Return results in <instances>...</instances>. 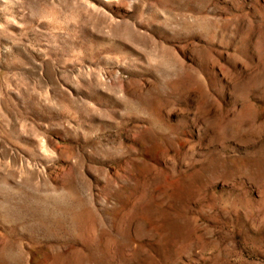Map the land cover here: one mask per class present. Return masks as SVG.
I'll list each match as a JSON object with an SVG mask.
<instances>
[{"label": "rangeland", "instance_id": "1", "mask_svg": "<svg viewBox=\"0 0 264 264\" xmlns=\"http://www.w3.org/2000/svg\"><path fill=\"white\" fill-rule=\"evenodd\" d=\"M0 264H264V0H0Z\"/></svg>", "mask_w": 264, "mask_h": 264}]
</instances>
